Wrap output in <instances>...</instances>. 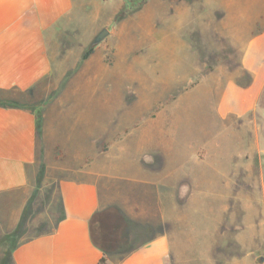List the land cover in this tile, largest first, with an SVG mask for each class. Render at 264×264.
<instances>
[{
  "label": "rangeland",
  "instance_id": "374dc122",
  "mask_svg": "<svg viewBox=\"0 0 264 264\" xmlns=\"http://www.w3.org/2000/svg\"><path fill=\"white\" fill-rule=\"evenodd\" d=\"M91 1L75 36L108 31L95 44L107 48V69L84 65L64 78L68 91L49 115L68 166L90 154L85 178L101 202L124 219L139 208L118 233L136 235L148 221L170 239L169 264H255L264 257V163L252 158L250 173L233 167L214 113L218 90L206 80L239 50L213 43L188 0ZM198 146L209 149L205 162L191 158Z\"/></svg>",
  "mask_w": 264,
  "mask_h": 264
},
{
  "label": "crops",
  "instance_id": "0c3cea01",
  "mask_svg": "<svg viewBox=\"0 0 264 264\" xmlns=\"http://www.w3.org/2000/svg\"><path fill=\"white\" fill-rule=\"evenodd\" d=\"M91 4L0 0V264H97L101 257L105 264H169L170 239L148 221L139 222L136 235L118 233L138 219V206L124 219L118 207L102 203L98 186L85 178L90 154L68 166L67 148L50 126L56 97L68 91L64 78L84 65L107 69V48L94 43L99 32L75 36ZM185 5L196 9L213 43L239 50L223 56L230 74L219 63L205 78L218 90L214 113L233 144L231 163L250 173L252 158L264 163V0ZM201 148L193 161L208 158L209 149ZM254 263L264 264V257Z\"/></svg>",
  "mask_w": 264,
  "mask_h": 264
},
{
  "label": "water",
  "instance_id": "95a60500",
  "mask_svg": "<svg viewBox=\"0 0 264 264\" xmlns=\"http://www.w3.org/2000/svg\"><path fill=\"white\" fill-rule=\"evenodd\" d=\"M108 34L107 30L101 31L95 38H94V43L100 42L106 35Z\"/></svg>",
  "mask_w": 264,
  "mask_h": 264
},
{
  "label": "trees",
  "instance_id": "16d2710c",
  "mask_svg": "<svg viewBox=\"0 0 264 264\" xmlns=\"http://www.w3.org/2000/svg\"><path fill=\"white\" fill-rule=\"evenodd\" d=\"M90 53H92V49H89L88 52H86V54L84 55V57H87V55H89ZM97 264H105V258L101 257L100 260L97 262Z\"/></svg>",
  "mask_w": 264,
  "mask_h": 264
}]
</instances>
